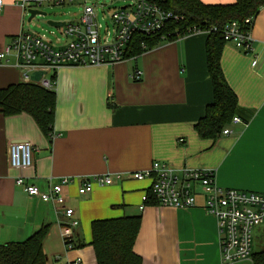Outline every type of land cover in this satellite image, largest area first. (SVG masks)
<instances>
[{
    "label": "crops",
    "instance_id": "1",
    "mask_svg": "<svg viewBox=\"0 0 264 264\" xmlns=\"http://www.w3.org/2000/svg\"><path fill=\"white\" fill-rule=\"evenodd\" d=\"M2 1L0 50L25 30L26 18L20 0ZM251 36L247 53L230 43L221 46L220 68L236 96L233 117L240 119L222 128L230 130L227 134L221 130L215 137H201L194 129L213 99L205 32L161 42L112 64L60 66L50 75L56 102L49 136L27 113L0 112V244L23 240L47 224L46 264L75 258L83 264L82 257L85 264L91 258L96 264L88 244L91 221L137 215L133 251L141 264H221L216 220L203 209L199 186L194 207L165 206L149 197L153 202L140 210L150 179H132L127 172L147 169L153 161L177 171L212 169L221 187L264 194V5L253 19ZM16 63L12 53L0 63V88L22 81ZM136 70L138 78L132 76ZM16 141L33 147L29 168L9 165L8 145ZM118 172L122 176L109 185L93 183L88 193L77 192L81 176ZM18 175L40 190L63 176L73 177L62 189L71 217L59 213L62 207L29 196L15 184ZM71 220L76 221L73 247L66 249L63 226ZM83 242L86 246H78ZM234 264L252 262L249 257Z\"/></svg>",
    "mask_w": 264,
    "mask_h": 264
},
{
    "label": "built area",
    "instance_id": "2",
    "mask_svg": "<svg viewBox=\"0 0 264 264\" xmlns=\"http://www.w3.org/2000/svg\"><path fill=\"white\" fill-rule=\"evenodd\" d=\"M75 0H20V6L29 14V10H39L44 5L61 6ZM121 6L105 4L104 2L83 0L82 10L77 20L62 21L56 27L57 31H50L51 37L35 31L22 30L11 36L0 50V63L12 53L16 58V66L22 72L23 82L38 83L51 88L50 75L63 65H93L112 64L126 59L125 53L134 34L144 36L160 34L165 41L175 30H166L168 24L181 19L163 6L162 0H122ZM3 1L0 0V12ZM109 15V22L105 23L104 33L101 34V23L97 21V10ZM252 17L244 19L243 26L237 21L224 25L221 36L226 43L247 53L251 48ZM247 24V28L245 25ZM215 29V28H213ZM196 27L188 28L186 34L196 32L208 33ZM180 37V36H179ZM141 47L145 44L141 42ZM256 61L252 62L254 65ZM43 71L39 80H31L33 71ZM140 71L132 75L138 78ZM238 122L236 116L231 119ZM228 128L222 130L229 133ZM31 143L27 141L11 142L7 155L10 167L18 170L32 165ZM122 173H104L78 178L77 192L86 194L92 189L93 183L99 186L111 184L119 179ZM127 176L132 179H150L147 193L141 196L139 209H143L149 197L158 203L175 208H191L196 205V187L199 186L203 197V209L216 220L221 264H234L249 258L253 242V229L264 225V194L226 188L217 185L212 169H188L177 171L169 165L153 161L147 169L129 171ZM74 180L73 177L63 176L55 183H49L46 190H40L36 185L27 181L23 175L15 178V184L20 186L29 196L50 202L54 208L62 207L59 213L64 217H71L73 210L64 205L63 186ZM57 209V208H56ZM76 221L71 220L63 226L64 246L73 247L71 242L72 228ZM60 258L56 257V261ZM59 264H81L80 258Z\"/></svg>",
    "mask_w": 264,
    "mask_h": 264
},
{
    "label": "trees",
    "instance_id": "3",
    "mask_svg": "<svg viewBox=\"0 0 264 264\" xmlns=\"http://www.w3.org/2000/svg\"><path fill=\"white\" fill-rule=\"evenodd\" d=\"M162 3L166 9L182 17L165 28L175 30L165 41L183 36L191 27L210 29L206 33L205 50L213 99L206 105L194 129L201 137H215L232 119L236 107V96L220 68L221 46L226 43L221 36L222 28L231 21H237L243 26L244 19L256 16L264 0H234L231 3L216 4L200 0H162ZM141 42L145 48L141 47ZM161 42L164 41L160 39V34H134L125 57L136 56ZM55 102V91L38 83L20 81L0 88V112L3 115L27 113L45 136L52 132ZM147 202L153 201L148 199ZM139 224L140 217L137 215L92 220L91 240L88 244L93 249L96 264H141L140 256L133 251ZM47 230L48 225L44 224L23 240L0 244V264H46L43 240ZM78 246H82V243ZM250 258L252 264H264V248L251 252Z\"/></svg>",
    "mask_w": 264,
    "mask_h": 264
},
{
    "label": "rangeland",
    "instance_id": "4",
    "mask_svg": "<svg viewBox=\"0 0 264 264\" xmlns=\"http://www.w3.org/2000/svg\"><path fill=\"white\" fill-rule=\"evenodd\" d=\"M92 1L97 2H104L105 4L114 5V6H121L124 4L122 0H86V2L90 3ZM82 2L83 0H75L72 3L64 4L61 6H49L44 5L41 8V11L45 12V15H35L29 22H27L28 14H26L24 27L25 30L29 31H35L40 34H44L47 37H51L50 31L55 30L57 31V28L54 26H51L48 24L47 21H68V20H77L79 18L80 12L82 10ZM97 21L101 23L102 29L101 34L104 33L105 23L109 22V15L107 12H102L100 9L97 10ZM264 226H255L253 229V242L251 249L254 250H260L264 248ZM84 242L82 243L81 248H83ZM82 256V255H81ZM83 264H85L84 257ZM91 261V264L94 263V259H89ZM51 262V261H50ZM53 262V261H52Z\"/></svg>",
    "mask_w": 264,
    "mask_h": 264
},
{
    "label": "water",
    "instance_id": "5",
    "mask_svg": "<svg viewBox=\"0 0 264 264\" xmlns=\"http://www.w3.org/2000/svg\"><path fill=\"white\" fill-rule=\"evenodd\" d=\"M28 17H27V22H29L35 15H45L46 13L43 12V11H39V10H29L28 12ZM49 25L51 26H54V27H57V26H60L63 24V22H58V21H52V20H49L47 21ZM43 74V71H40V70H37V71H33L31 74H30V78L31 80H34V81H37L39 80V78L41 77V75ZM263 231H264V227H263Z\"/></svg>",
    "mask_w": 264,
    "mask_h": 264
}]
</instances>
